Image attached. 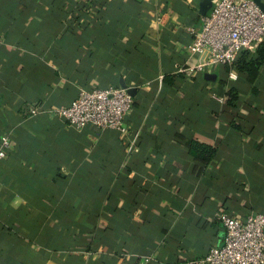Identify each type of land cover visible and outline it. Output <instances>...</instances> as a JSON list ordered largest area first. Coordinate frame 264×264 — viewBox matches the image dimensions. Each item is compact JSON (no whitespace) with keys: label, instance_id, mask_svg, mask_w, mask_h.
Wrapping results in <instances>:
<instances>
[{"label":"crops","instance_id":"0c3cea01","mask_svg":"<svg viewBox=\"0 0 264 264\" xmlns=\"http://www.w3.org/2000/svg\"><path fill=\"white\" fill-rule=\"evenodd\" d=\"M215 3L0 0V264H191L224 245L217 213L264 214V64L236 70L259 44L177 67ZM121 83L127 133L31 113Z\"/></svg>","mask_w":264,"mask_h":264},{"label":"built area","instance_id":"2783aa9c","mask_svg":"<svg viewBox=\"0 0 264 264\" xmlns=\"http://www.w3.org/2000/svg\"><path fill=\"white\" fill-rule=\"evenodd\" d=\"M264 41V10L255 0H216L210 15L188 45V59L178 70L188 76L206 72L209 67L230 65L238 54ZM204 56V61L198 57ZM233 76V74H232ZM134 104L129 88H82L68 106L42 111L32 108L33 115L45 112L66 119L78 129L92 125L101 130L129 131L126 114ZM0 158L12 148L9 135L0 138ZM225 228V243L213 247L205 257L191 264H264V214L249 215L245 221L217 213Z\"/></svg>","mask_w":264,"mask_h":264},{"label":"trees","instance_id":"16d2710c","mask_svg":"<svg viewBox=\"0 0 264 264\" xmlns=\"http://www.w3.org/2000/svg\"><path fill=\"white\" fill-rule=\"evenodd\" d=\"M264 64V41L259 43L255 55H243L236 62V70L240 72L254 73L259 70ZM228 104L235 105L239 98V89L237 86H232L228 91ZM190 152L196 157L209 159L216 153V149L199 142H193L190 147Z\"/></svg>","mask_w":264,"mask_h":264},{"label":"water","instance_id":"95a60500","mask_svg":"<svg viewBox=\"0 0 264 264\" xmlns=\"http://www.w3.org/2000/svg\"><path fill=\"white\" fill-rule=\"evenodd\" d=\"M255 2L264 10V0H255ZM208 3V4H207ZM205 6H203V8H205V10L207 11L209 9V7L211 6V2L206 1L204 3ZM121 86L123 88H128V86L125 83H121ZM129 91L132 93L133 95V90L129 88Z\"/></svg>","mask_w":264,"mask_h":264}]
</instances>
